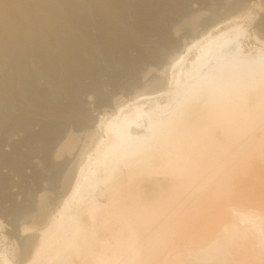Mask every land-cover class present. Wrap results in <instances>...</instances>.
Wrapping results in <instances>:
<instances>
[{
  "label": "bare ground",
  "instance_id": "bare-ground-1",
  "mask_svg": "<svg viewBox=\"0 0 264 264\" xmlns=\"http://www.w3.org/2000/svg\"><path fill=\"white\" fill-rule=\"evenodd\" d=\"M0 63V264H264V0H0Z\"/></svg>",
  "mask_w": 264,
  "mask_h": 264
},
{
  "label": "rangeland",
  "instance_id": "rangeland-1",
  "mask_svg": "<svg viewBox=\"0 0 264 264\" xmlns=\"http://www.w3.org/2000/svg\"><path fill=\"white\" fill-rule=\"evenodd\" d=\"M193 5H197V4H193ZM194 7V6H193ZM212 7V6H211ZM195 8V7H194ZM207 9V8H206ZM206 9H203V10H201V11H203L204 13H205V11L207 12V10ZM77 11H78V9H77ZM210 11H212L211 9H210ZM210 11H208L206 14H204V15H207V14H209V13H211ZM81 12V10L79 9V12L78 13H80ZM202 12V13H203ZM203 15V14H202ZM201 15V16H202ZM203 15V16H204ZM256 16H258V15H256ZM199 17V16H198ZM197 17V18H198ZM257 17H255V19H256ZM179 36V38L181 37V33L179 32V34H175V38H177ZM182 39V38H181ZM184 39V38H183ZM182 39V40H183ZM181 40V41H182ZM30 64H32V63H30ZM1 66H4V64L3 63H0V69H1ZM2 68H5V66L4 67H2ZM2 71V70H1ZM3 72H4V69H3ZM0 75H1V79H0V82H1V80H2V72H0ZM41 78V77H40ZM40 78H37V83H38V85H40V86H42L43 84H44V87L45 86H47L48 87V85H47V83H45L43 80H40ZM43 81V82H42ZM88 81V78H87V80H86V82ZM46 84V85H45ZM97 97H95V96H90V95H87L86 96V98H85V103L83 104V106H84V108L87 110V108H92L94 105V103H96L95 101H97V99H96ZM8 99H5V100H2V101H7ZM94 100V101H93ZM1 101V102H2ZM0 102V108L2 109V111L3 110H5L6 111V108L5 107H7L6 105H5V103L7 104V105H9V107H7V110H10V111H15V112H19V110H17V108L15 109V107L14 106H11V104H9V103H7V102H5V103H1ZM9 102H11V101H9ZM2 104V105H1ZM3 104L5 105L4 106V108L5 109H3ZM13 105V104H12ZM92 106V107H91ZM14 107V108H13ZM24 107H26V108H24ZM23 110V112L25 113V112H27V113H25L27 116H28V112L30 111V113H33L34 112V110H32L31 111V109H33V108H29V106H22L21 107ZM0 109V110H1ZM14 109V110H13ZM91 110H93V109H91ZM91 110H90V112H89V114L91 113L92 115H94V114H96V112H91ZM88 111V110H87ZM29 115H31V114H29ZM37 126H39L38 125V123H36V124H34L32 127H31V129H35L36 131H38L39 130V128L40 127H37ZM18 131V132H17ZM17 131H15V132H11V133H4V135H5V137L3 138V136L4 135H2L3 133H0L1 135H0V138H2L1 140H0V156H8V155H10L13 151V149H14V147L16 146V144L15 143H17V145H18V142H19V144L21 143V141L26 137V133H28L26 130H24V131H26V133L24 132V131H22V129H20V130H17ZM32 131H34V130H32ZM36 131H34V132H36ZM17 132V133H16ZM24 132V133H23ZM10 134H11V136H10ZM9 135V136H8ZM2 136V137H1ZM5 139V140H4ZM78 142H80V141H78ZM14 143V144H13ZM15 145V146H14ZM40 145V143H34V145L33 146H31L33 149L34 148H37L38 146ZM14 146V147H13ZM21 147V146H20ZM25 147V146H24ZM27 148H20V151L23 153H25V152H28L29 153V146H26ZM34 160V162H35V160H36V158L35 159H33ZM25 167H27V168H25L24 169V171H26V172H24L25 173V175H26V173H27V175L29 176V164H27ZM0 173H2V174H5L6 175V177H8V179H7V183H8V186H9V189H11V190H9V193L11 192H13L14 194H11V195H13V196H15L16 194L18 195L17 197H15L16 199H21V197L23 196V193H24V191L22 190V194H21V192L19 193V191L20 190H18V189H16L17 187H20L21 188V183H22V179L20 180L21 181V183L19 184L18 183V180H17V178L20 176L18 173H16V172H14L13 170H11L9 167H7V166H2L1 168H0ZM26 175V176H27ZM21 178V177H20ZM19 178V179H20ZM28 182H29V177H28ZM19 181V182H20ZM10 185L11 186H13L12 188H10ZM19 188V189H20ZM22 189V188H21ZM15 191H18V193L17 192H15ZM49 191V192H48ZM48 193L47 195H50L51 194V192H50V190H45V193ZM23 198V197H22ZM0 203H1V205L0 206H2L3 208H5V206H7L8 204H9V202H8V200H1L0 201ZM4 205V206H3ZM4 218V219H3ZM162 220V219H161ZM0 221H1V223L0 224H3V226L4 227H0V230L2 231V233H4V234H7V235H9L8 233H5L6 231H11L12 230V227H11V223H10V218L8 217V216H6V215H4V214H2V215H0ZM173 222V223H172ZM172 222H166V221H164L163 223H172V224H175V225H178L179 227H177L178 229H179V232L176 234H174L173 232H172V238L174 239V241H175V239H181V242L180 243H183L185 240H191V241H194L195 242V244H196V246H198V245H200V244H202V243H205L206 241H207V238L208 237H210L209 238V240L212 238V236H214V235H216L218 232H213L214 230V227H209V230L208 231H201L200 232V234H196V228H197V226L199 225V221L198 220H188V219H176V220H174V221H172ZM201 222H203V221H201ZM200 222V223H201ZM168 224H159V226L160 227H166ZM8 229V230H7ZM173 230H176V228H174ZM18 231V230H17ZM165 232L164 231H162L161 229H158L157 231H156V233H155V238L157 239V238H162V237H164L163 236V234H164ZM190 237V238H185V237ZM204 236H205V239H204ZM13 239L14 238H16V240H15V242H18L19 243V240H18V237L17 236H11ZM153 236H152V234H148V235H145V237L144 238H140V240H144L143 241V244L148 240V239H150V238H152ZM17 244V243H16ZM177 244H179V243H177ZM163 248H164V251H163V253H164V257H167L168 255H169V253L171 252V251H169V249L171 248V246H169V245H165V246H163Z\"/></svg>",
  "mask_w": 264,
  "mask_h": 264
}]
</instances>
